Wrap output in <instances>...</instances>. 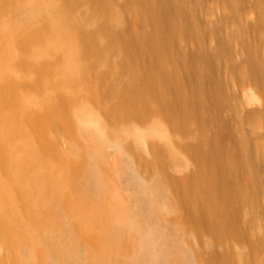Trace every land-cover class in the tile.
Wrapping results in <instances>:
<instances>
[{
    "label": "bare ground",
    "instance_id": "1",
    "mask_svg": "<svg viewBox=\"0 0 264 264\" xmlns=\"http://www.w3.org/2000/svg\"><path fill=\"white\" fill-rule=\"evenodd\" d=\"M209 1L208 24L199 0H14L0 22V264H230L221 237L264 187V0ZM54 163L71 177L59 188Z\"/></svg>",
    "mask_w": 264,
    "mask_h": 264
},
{
    "label": "rangeland",
    "instance_id": "2",
    "mask_svg": "<svg viewBox=\"0 0 264 264\" xmlns=\"http://www.w3.org/2000/svg\"><path fill=\"white\" fill-rule=\"evenodd\" d=\"M4 3V2H3ZM14 3V0H10V4L12 5ZM209 3H211L209 0H199V2H198V5L200 4L201 6H200V8L197 6V14L195 15L197 18L198 17H202L203 19H207L208 17H209V14H210V9L213 7V5H211V4H209ZM9 4V1H8V3H4V4H0V22L1 23H3V22H5L4 21V19L5 20H10V17H11V15H12V11H11V5H8ZM204 4V5H203ZM210 6V8H209V6ZM203 6V7H202ZM5 7V8H4ZM10 7V8H9ZM198 8L199 9H201V10H199L200 11V13H201V15H199L200 13H199V11H198ZM7 9V10H6ZM10 13V14H9ZM205 13V14H204ZM2 14V15H1ZM206 14H208V15H206ZM212 14V13H211ZM203 15V16H202ZM206 15V16H205ZM4 16V17H3ZM10 16V17H9ZM215 17V14L214 15H210V19L212 18V17ZM207 17V18H206ZM214 17H213V19H214ZM238 17V16H237ZM199 19V18H198ZM209 19V20H210ZM212 19V20H213ZM216 19V18H215ZM11 22H12V18H11V20H10ZM205 21V20H204ZM206 23H208L209 24V21H208V19H207V21H205ZM211 22V21H210ZM207 24V25H208ZM205 29H208V28H205ZM25 30V29H24ZM24 30H22L21 31V34H22V32L24 31ZM204 29H202V31H203ZM257 30V29H256ZM249 30L248 31V33L249 34H251L252 35V37H251V35L249 36H246V38H245V40H248V38H249V40L248 41H246V43H254V45H256L257 47H258V49L260 50H258L259 51V53H261V49H262V47H260V44H262V42H261V40H262V34H263V32L261 33V31L260 30ZM227 31L228 30H226V29H223V34H222V37H224L225 36V34H227ZM259 31V32H258ZM204 32V31H203ZM252 32V33H251ZM256 32H258V33H256ZM256 33V34H255ZM23 34H25V31L23 32ZM255 34V35H254ZM9 35V36H8ZM7 36H6V38H5V41H8L10 38H11V36H10V34H8ZM254 35V36H253ZM248 37V38H247ZM251 37V38H250ZM256 37H257V39H256ZM259 37H260V39H259ZM195 41V42H194ZM244 41V40H243ZM258 41V42H257ZM186 42H187V44L186 45H188V43H189V46H188V48L189 49H195V47H197V43H196V40H194V39H191L189 42H188V39L186 40ZM194 43H196V44H194ZM244 43H245V41H244ZM255 43H258V45L257 44H255ZM260 43V44H259ZM193 45V46H192ZM190 46H191V48H190ZM195 46V47H194ZM227 46H228V44H227ZM229 46H230V44H229ZM229 46H228V48H229ZM237 46H239V44L237 45ZM236 45H235V47H237ZM232 46H230V48L228 49V52L225 54L226 56H228L230 53L234 56H231V55H229L227 58H230V59H228V60H231V57H232V59L234 60V58H235V53H236V51L234 50V48H232L233 49V53H232ZM231 51V52H230ZM230 52V53H229ZM229 53V54H228ZM226 56H225V58H222V60H221V62H220V69H221V71L223 72V70L225 71L226 69H227V65H224L228 60L226 59ZM14 58V54L13 53H10V54H8L7 56H6V60H7V64H8V62H10V64L13 62V59ZM226 59V60H225ZM9 60V61H8ZM228 63V62H227ZM224 66L226 67V68H224ZM10 76H12V74H10ZM142 99H148V95L147 94H144V95H142ZM149 100H151V99H149ZM75 103H77V102H75ZM153 104H154V102L153 101H151V103H150V105L151 106H153ZM76 104H73V107L75 106ZM72 109V108H71ZM151 110V111H150ZM112 113V115H114V112H111ZM145 114V115H144ZM144 114H142L143 116H142V120H141V118H139V120L137 121V124H138V126L140 127L141 125V127H140V129L141 130H146V129H148L150 126H152L153 124H154V122L156 121V111L153 109V108H151V109H149L147 112H145ZM132 118H131V120H129L130 121V123L132 124V121H135V119L133 118V116H131ZM141 117V116H140ZM134 119V120H133ZM134 123V122H133ZM149 123V124H148ZM231 126H230V128L231 127H233L234 125H236V126H234L233 127V129L231 128V130L233 131H235L236 129V127H237V125L239 124L238 122H235L234 120L233 121H231ZM234 124V125H233ZM149 125V126H148ZM233 125V126H232ZM59 129H60V127H59ZM59 129H57L59 132V134H61V132H63L64 130L61 128L60 130ZM63 130V131H62ZM56 131V130H55ZM65 132V131H64ZM234 133V132H233ZM62 136V135H61ZM58 144L61 146V139H59V141H58ZM59 145H57L59 148H60V146ZM24 156H28V154L27 153H25V155ZM36 167H35V170H38L39 168H40V170L42 171V168H41V164H39V162H37V164L35 165ZM43 166V165H42ZM51 167H54L55 169H52ZM50 168H51V171H52V173L50 174L51 175V180H52V182L51 183H54L55 182V180H57L54 184H52L53 186H55V187H57V188H59V184L61 183L60 181H63V180H65V179H67V178H71L70 177V173H69V170L66 168V167H64V166H58L56 163H54L53 164V166H51ZM58 167V169H56ZM39 170V171H40ZM40 173H44V169H43V171L42 172H40ZM58 173V174H57ZM62 173V174H61ZM245 175H246V173H244ZM243 174V175H244ZM60 175V176H59ZM244 175V176H245ZM56 176H58V178H56ZM247 177V176H246ZM246 180H247V178L244 180L245 181V184L244 185H246ZM54 181V182H53ZM244 181H242V183H244ZM15 182H17V183H15ZM60 182V183H59ZM11 183H13L12 185H19V186H22V185H20V182L19 181H13L12 182V179H11ZM57 183H59V184H57ZM73 183H74V180H73ZM24 186H22V188H23ZM60 187H61V185H60ZM62 188V187H61ZM264 188V187H263ZM257 189V190H255V192H254V194H255V196H257L256 198H254L253 196H252V198L253 199H248L249 197H246V200L248 199V202L249 203H247L246 202V200L245 199H243V201L241 200V202H239V204H238V206L240 205V203H241V205L239 206V207H244V205L245 204H247L245 207H246V210H247V208H248V210L246 211L244 208H243V211H244V213H243V211H242V209L241 208H238V211H236V215L232 218L233 219V222H234V225H232V228L230 229V231L228 230V231H226L225 233H223V235H222V237H221V241H220V247L223 249V251H224V253L226 254V257L230 260L229 262H230V264H240V258L242 259V261H241V263H243V262H249L250 264H262V260H263V258H264V189ZM63 189V188H62ZM23 190V189H22ZM61 194H64V193H66V192H68V189H65V191L64 190H61ZM64 192V193H63ZM182 193V194H181ZM191 193H192V190H190V189H188V190H185V191H182V192H180L179 193V196H180V198L181 199H184V197L185 198H189L190 196H192L191 195ZM49 194H51L50 192H47V196L45 197L46 199H44V206L43 205H41V207H38V206H35L34 205V209L38 212V215H36V216H38V218L40 219V216H41V218H44L42 215L45 213V212H47V213H49V211L51 210V205H52V201H51V199L53 200V196L52 195H49ZM181 194V195H180ZM253 194V192H252V195H254ZM49 196H51V197H49ZM183 197V198H182ZM49 198V199H48ZM250 198H251V196H250ZM50 200V201H49ZM260 200H262V201H260ZM54 201V200H53ZM255 201V202H254ZM50 202V203H49ZM245 204H244V203ZM261 202H262V205H261ZM243 203V204H242ZM257 203V204H256ZM248 204H250V205H248ZM252 204V205H251ZM243 205V206H242ZM256 205V206H255ZM49 206V207H48ZM249 206H250V208H249ZM62 207V206H61ZM252 207V208H251ZM37 208L39 209V210H37ZM44 208V209H43ZM50 209V210H48V209ZM241 209V210H240ZM252 209V210H251ZM256 209V210H255ZM41 210V211H40ZM68 210V208H61V220H69V221H71V224L72 223H74L75 225H77V222H78V224L79 225H81V222L79 221L80 219H81V217H80V215H78V213L77 212H72V213H69L68 215H67V212H65V211H67ZM261 210H263V211H261ZM240 211V212H239ZM248 211H252V212H249L248 213ZM43 212V214H41ZM100 212V211H99ZM64 213V214H63ZM238 213V214H237ZM240 213V214H239ZM243 213V214H242ZM261 213V214H260ZM100 214H101V218H103V216H102V213L100 212ZM249 214V215H248ZM252 214V218H254V220H252V218H250L249 219V217H250V215ZM259 214V215H258ZM239 215V216H238ZM35 216V217H36ZM78 216V218H77V220H76V217ZM249 216V217H248ZM263 216V217H262ZM72 219H71V218ZM209 217L211 218H213V216L212 215H209ZM244 217V218H243ZM261 218V219H260ZM241 219V220H240ZM249 219V220H248ZM260 220V221H259ZM248 221V222H247ZM251 222V223H250ZM254 222V223H253ZM261 222H263L262 224H261ZM248 224V226H247V224ZM251 224V225H250ZM255 226H257V227H255ZM260 226H262V227H260ZM81 227V226H80ZM207 232H203L202 233V236H200V238H201V242L198 244V245H201V243L203 242V244L206 242V243H208L210 240H211V235H210V233H209V231L208 230H206ZM204 237V238H203ZM199 238V239H200ZM201 262V261H200ZM198 263V264H203L202 262L201 263Z\"/></svg>",
    "mask_w": 264,
    "mask_h": 264
}]
</instances>
